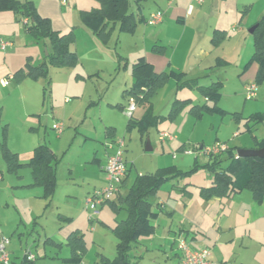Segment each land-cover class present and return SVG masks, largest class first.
I'll use <instances>...</instances> for the list:
<instances>
[{
  "label": "rangeland",
  "instance_id": "1",
  "mask_svg": "<svg viewBox=\"0 0 264 264\" xmlns=\"http://www.w3.org/2000/svg\"><path fill=\"white\" fill-rule=\"evenodd\" d=\"M167 1L141 0L137 4L135 0H129V10L137 13L139 8L145 17ZM231 2L225 0L221 7L229 8ZM253 12L249 15L250 21H253ZM230 14L229 10L225 21H229ZM201 17L187 23L191 34L187 42L189 45L196 40V35H193L196 29L204 31L206 24L212 20L206 23ZM167 18L168 13H164L163 25ZM253 23L244 27L240 22L235 23L236 32H240L238 35L227 27L231 39L226 40L219 50H223L229 62L214 68L209 77L200 79L202 84L217 79L222 81L217 102L219 109L204 111L201 117H194L188 113L187 106L182 107L174 117L159 120L156 126L150 127L148 135L143 138L137 128L126 131V111L111 104L124 101L122 90L131 84L132 64L149 48L155 39L154 32L162 27L161 24L147 25L141 21L133 33L120 31L118 24L112 30L109 41L104 43L101 40L104 46L96 60L85 62V66L80 63L73 67L49 65L47 77L24 83L26 85L18 91L31 96L28 111L39 112L40 122L35 118L24 124L21 109L4 98L5 104L8 103L5 108L7 119L12 123L10 143L14 145L20 139L23 141L34 136L37 142L46 143L59 159L56 164V189L46 206V200L38 196L40 188L21 186L31 181L29 168L21 169L23 176L18 178L6 171L0 158L4 176L0 182V239L9 238L6 249L10 258L13 259L12 253L16 255L15 264L20 261L31 264L24 258L26 250L35 256L33 264H94L98 250L111 259L115 256L116 238L111 227L115 224V218L125 215L124 210L116 214L106 203L98 205V211L94 213L85 204L86 197L95 190L92 189L94 183L99 188L104 186L102 169L107 153L104 144L107 125H115L116 139L123 138L125 141L123 156L127 166H130L128 183L137 173L164 166H175L181 172L173 183L163 181L152 198L153 209L159 212L154 220L156 228L150 236L139 237L137 246L130 251L135 264L174 263V253L169 257L172 244L164 241V237L170 227L177 230L180 223L186 227H190V223L198 225L192 230L200 233L214 257L220 253L221 256L215 257L218 264H264V214L255 220H248L246 216L251 193L244 189L240 195L229 200L226 196L222 197L220 202H210V199L198 196V186L210 184L213 175L207 165L210 157L205 152L206 148L216 142L226 143L228 147L252 148L255 143L253 135L258 140L264 137V78L256 83V95L246 98L245 87L255 81L252 66L243 71L253 51V36L248 31ZM20 26L23 29L22 23ZM8 30L7 27L0 28V33ZM0 39L10 41L3 35H0ZM14 44L20 52L31 49L30 40L27 39H15ZM170 50L171 47L167 45V51ZM47 52L46 47L41 48L39 61L48 64ZM35 63L38 62L35 60ZM9 82L10 86L15 83L12 80ZM7 88L0 89L2 94ZM65 97L70 101L66 102ZM186 97L198 104L204 101L197 89L182 86L179 80L170 79L152 96L153 113L166 114L174 99ZM140 113L141 109L135 114ZM56 122L63 124L61 133L52 128ZM29 125L37 127V130L29 131ZM159 131H167L175 138L161 141L158 139ZM147 139L150 149L145 148ZM222 154L223 166L228 160L224 159L226 153ZM93 157L100 161L93 162ZM184 186L192 194L181 191ZM76 226L84 233L87 250L79 262H62L58 257L68 255V247L63 244L57 249L45 245L43 241L46 236L63 240ZM190 236L187 234L180 239L189 241Z\"/></svg>",
  "mask_w": 264,
  "mask_h": 264
},
{
  "label": "trees",
  "instance_id": "2",
  "mask_svg": "<svg viewBox=\"0 0 264 264\" xmlns=\"http://www.w3.org/2000/svg\"><path fill=\"white\" fill-rule=\"evenodd\" d=\"M97 1L99 6L80 10L79 15L82 22L89 26L104 43L108 41L112 32V25L116 22L119 24L120 31L133 32L135 30L137 20L134 13L129 10V0ZM135 1L139 4L141 0ZM0 9H10L18 12L20 22L22 17H28L29 21L22 23L27 33L36 41H40L43 37H46L48 41V64H34L27 60L23 67L14 71L11 79L20 81L25 77L37 79L46 76L49 65L56 67L75 66L78 58L76 51L72 48L75 39L73 30L60 32L54 29L50 19L40 15L31 0H0ZM245 11L246 9L242 10V12ZM252 36L253 52L248 63L255 62L257 64L254 81L258 84L264 78V11L256 21ZM216 37L217 40L221 39L223 33L218 32ZM153 49L158 50L155 46H153ZM132 74L133 82L129 87L123 89L122 96L124 99L132 97L136 105L148 101L160 86L169 78H172L179 80L182 86L198 89L208 100L211 99V102L197 104L191 103L190 99L175 100L167 115L168 117H174L180 108L188 104L189 112L196 117H201L204 111L219 109L217 102L220 96V82L201 85L196 78H183L182 73L174 69L156 72L143 57H139L132 64ZM126 104L118 103L114 106L124 110ZM160 119L161 116L152 114L151 108L148 107L140 119H136L132 112V115L128 117L126 129L130 131L137 127L140 135H143L149 126L155 125ZM253 138L255 147L264 146V138L261 140H257L255 136ZM237 148V146H232L220 153L209 155L210 161L207 165L213 175L210 185L199 187V195L202 198L228 197L234 192L247 189L251 192L254 200L259 203L263 200L264 156L239 157L236 155ZM0 150L10 169L16 170L25 165L18 161L17 154L11 152L3 142L0 143ZM223 152L226 153L224 159L228 162L222 166L221 154ZM56 160L55 154L48 145L39 143L34 147L32 156L26 163L31 168L33 183L41 185L44 189V196L47 197L51 196L55 189L54 167ZM177 175H181V172L174 166H166L153 172L138 173L125 193L120 191V187L125 182V177L123 178L119 191L114 195L115 198L111 197L103 202V204L108 203L116 214H119L121 210L125 212L123 217L115 218V224L111 227V231L116 238V253L112 259L100 253L96 264H135L130 251L137 246L139 237L150 236L155 231L154 220L159 212L153 209L152 198L163 181ZM184 192L190 195L189 191L184 190ZM66 244L71 252L66 261L79 262L86 249L82 234L71 232L67 236Z\"/></svg>",
  "mask_w": 264,
  "mask_h": 264
},
{
  "label": "crops",
  "instance_id": "3",
  "mask_svg": "<svg viewBox=\"0 0 264 264\" xmlns=\"http://www.w3.org/2000/svg\"><path fill=\"white\" fill-rule=\"evenodd\" d=\"M20 1H25V0H20ZM31 1L33 2L34 6H35L36 11L40 15L46 16L50 19L51 25L54 29L59 30L60 32H66V31H69L70 29L73 30L75 39H74V42L72 44V48L76 51L77 58H78V61L75 64V66L79 65V63L82 64V66H85V62H89V61H93V60L97 59L98 54L101 52V49L104 46L103 42L91 30V28L89 26H87L85 23L82 22L80 15H79L80 10L91 9L93 7H97L96 6L97 0H31ZM223 1H225V0H203L202 2L198 3V2H194L192 0H169L164 4H161V6H158L156 10H162V12H164L165 14L168 13L167 21L163 25V23H164V13H163V20L160 23L156 24V25L161 24L162 27L154 32L155 39L152 41L149 48H146V51L144 53H142V55H139L137 57V59L139 57H143V59L146 62L151 64L154 71H156V72H163V71H169L170 69H174L176 71L181 72L183 75V78H188V79H190V78L195 79L196 78L198 80V83L201 85H208L212 82H220V86H219V92H220V89L222 86V81L220 79L212 81L208 84L200 83V79L204 78V77H209L211 72L214 70V68L221 67L223 65H226L229 62L225 53L223 52V50L222 51L219 50V49H222V47H220V46L222 44H224V42L231 37V34L227 30V27H230L232 30H234L236 32L237 30H235L236 27H234V26H235V23H237V22H240V24H242L243 27L247 24H250V22H252V23L254 22L252 24V25H254V24H256V21L259 19V17L262 15V13L264 11V0H232V2L230 3L231 6H229V8L225 7L224 9L221 7V4ZM189 4L193 5V9H192L191 13L187 14L186 10H187ZM98 6H99V3H98ZM241 6H243L242 10L246 9L245 12H242V10L240 11ZM138 9H137V13H135L134 11L131 10L134 13L135 19L137 20L135 30L141 21L144 24H147L146 18L148 17L150 12H152V11H150L149 14L144 17L141 14L140 10H138ZM249 9H250V11L247 12ZM229 10L231 11V14L229 16V21H225V17L227 16V13ZM253 10H254V12H253ZM239 12H240V14H239ZM252 12H253V15H251V16H253L252 17L253 21H250L249 15ZM200 15H202L201 19L206 23L208 20H210V19H212V20H210L206 24L204 31H200L198 28L196 29L197 32L193 34V35H196V40L194 41L193 44L190 43V45H189L187 42L190 39L189 35H191V34L188 31L187 23H189L190 21H194ZM19 17H20V14L18 12H15V11L10 10V9H0V28H6L7 27L9 29L8 31H6L4 33H0V35L5 36L11 42V46L7 47L4 50L0 49V51H2V57H0V87H1L0 89L2 90V88L5 89V87H8L7 90L4 91V94H2V91L0 90V143L3 142L5 144V146L11 152H15L17 154L18 161L22 164H25V165L17 168L16 170H12L9 168L6 160L2 156L1 150H0V158L2 159V161L5 164L6 171L9 174L16 175L18 178L23 176L22 174H20L21 169H23L25 167L29 168L31 181L27 182V183H23V185H21V186L30 187V188H34V187L40 188V193L38 194V196L40 198L46 200V206H48V204L51 202V199L54 195V192L56 189V184H55V189H54L53 193L51 194V196H48V197L44 196L43 187L41 185H37V184L33 183V175L31 172V168L28 165H26V163L29 161L30 157L32 156L34 147L37 144H39V142H37V138L33 136V137H28L23 141L20 139V141H18L16 144L12 145V143H10V125L12 123L10 122L9 119H7V112H5V108H6L7 104L11 103L13 101L14 105L18 109H21V113L24 116V119H23L24 124L31 122V121L28 122V120L34 121L35 118H36L37 122H40V113L39 112L36 111V112L31 113L28 111V110H30L29 104H30L31 96H28L26 93L18 91V89H20V87H22L23 85H26L24 83H27V81H29V80L37 81L39 78H42V77H39L37 79L25 77V78L21 79L20 81H17L15 79H10V80L15 82L14 85H12V86H10L9 81H8V84H6V85H3L1 83V81L3 79L7 78L9 75H12L15 70L23 67L27 60H30L34 64H36L35 60L38 63H46L45 61H39L40 60L39 58H40L41 48L42 47L48 48L47 38L43 37V38H41L40 41H36L32 36H30L27 33L24 26H22L23 29L21 28L20 25L22 22L19 21ZM112 27H113L112 30L114 31V29H116L118 27V23L117 22L114 23L112 25ZM135 30L133 32H135ZM172 30H174V31L172 33H170ZM133 32H131V33H133ZM218 32H222L223 37L221 39L217 40L216 35ZM234 34L238 35V34H240V32H236ZM111 35H112V32H111ZM15 39L30 40V43H31L30 44V47H31L30 51H25V52L24 51L23 52L18 51L19 48L16 47V45L14 44ZM108 41H109V39H108ZM167 45H169L171 47L170 52L167 51ZM153 46L158 48V50L153 49ZM94 54H96V55H94ZM251 55H252V53H251ZM251 55H250V57H251ZM250 57L245 62L244 66H243V69H244L243 71H245L246 68H248L249 66L250 67L252 66L253 67L252 71L254 74L253 79L255 80L257 64L255 62L248 63ZM253 63H254V66H253ZM48 73H49V69H48ZM88 74L90 75L91 73H88ZM47 76H48V74L46 76H43V77H47ZM78 76H80L81 78H84L83 75H78ZM170 79H172V78H169L167 81H169ZM132 82H133V74H132L131 84H132ZM129 86H127V87H129ZM127 87H125V88H127ZM185 87H187V86H185ZM188 88H190V87H188ZM194 89H196V88H194ZM152 96L150 97V99L148 101L137 104L135 106V109L133 110V116L136 119L142 118V116L145 113V110L148 107L151 108L152 114L161 116L160 120H162L164 118H170L167 115H168V113H169V111L173 105V102L175 100L190 99L191 103H194L192 101V99L189 97L188 98L186 97L183 99H174L171 103V106L168 110V113H166V114H155V113H153V105H152V101H151ZM202 96L204 99V101L202 103H204V102L210 103V101L208 100V98L206 96H204V95H202ZM4 98L8 101L7 104H5ZM122 98H123V96H122ZM131 98L132 97H129L128 99L123 98V100H124L123 102H117L115 104H111V106L115 107L114 105H116L118 103H123L125 105L127 103V101H129ZM64 100L66 102L70 101L68 97H65ZM217 105H218V103H217ZM185 106H187L188 113L193 115L191 112H189V104L184 105L183 107H185ZM139 109H141V113L139 115L138 114L136 115L135 113L138 112ZM119 110H121V109H119ZM45 111H46V109H45ZM52 111H53V107H52ZM194 117H196V116H194ZM54 124L55 123L52 124V128H53ZM126 124H127V121H126ZM126 124H125V129H126ZM156 125H157V123H155V125L149 126L146 129V132L143 135H140L141 138H143V136H145V135L147 136L148 132H149V128L152 126H156ZM22 127H24V125ZM22 127H21V130L23 129ZM135 128H137V127H135ZM28 130L32 132L33 130H37V127L29 125ZM126 131H127V129H126ZM104 136H105L104 140L106 141V142L104 141V144H105V147L107 150L106 151L107 153H105V157L107 160V155L112 152L111 147H109V144L112 143L116 139V136H117L116 126L115 125L105 126ZM174 138H175V136H174ZM263 138L264 137H262L261 139H263ZM158 139H159V137H158ZM256 139H257V137H256ZM147 140H146V144H147ZM148 146H149V144H148ZM202 147L203 146L201 145L200 148H202ZM253 147H255V143L252 146V148ZM238 148H241V147H238ZM255 148H257V147H255ZM52 152L55 154L54 151H52ZM55 156H56V154H55ZM56 159L57 160H56L55 167H54L55 168V181H56V174H57V165L56 164L59 160L57 156H56ZM92 161L97 162V161H100V159L93 157ZM105 164H106V161H105ZM164 167H166V166H164ZM129 168H130V166L128 167L127 174L124 178L125 182L120 187V191L122 193L126 192L127 188L129 187V185L132 183V181L134 179L133 178L132 181L130 183H128L127 180H128V176H129ZM160 168H163V167H160ZM0 170H1V168H0ZM102 172H104V171H102ZM150 172H153V171H150ZM1 173H2V170H1ZM102 175H103L102 176V184L105 185V183H106L105 173L104 174L102 173ZM179 176L180 175H177L175 177H172L171 179H166L165 181H170L173 183ZM3 177L4 176L2 173V178H1L0 182L3 180ZM211 181H212V178H211ZM211 181H210V184H211ZM186 184L187 183H185V185ZM210 184H208V185H210ZM172 185H174V184H172ZM208 185H199L198 186V196L199 197H201L199 195V187L200 186H208ZM92 186H93L92 187L93 190L100 187V186H97L95 183ZM176 186H178V185H176ZM186 186L182 187L181 191L184 192V190H187L190 192V194H192V191L190 189H188V187H186ZM243 190L244 189H242L238 192H234L230 196H228V197L226 196V197L229 200L230 198L234 197L235 195H240ZM222 197H225V196H222ZM222 197L214 196V197L209 198V199H210V202L211 201H219L220 202V201H222V199H221ZM113 198H115V196H113ZM202 199H204V198H202ZM248 202H249V206H250V208L248 207V210H246V212H247L246 216H247L248 220H253V219L255 220V219L259 218L260 215L264 214V204H263L264 198L259 203L256 200H254L252 195H251V199ZM190 224H191V225H189L190 227H186L185 225L180 223V225L177 227V230L176 229L172 230L170 227L169 230L167 231L166 236L164 237V241H169L170 244H172L170 247V250H172V252L169 254V257L174 255L173 256L174 263H172V264H180L181 251L178 249V241H179L178 239H180L181 237L184 238L187 234L191 235L190 240L187 241V243L189 244L191 249H202L205 247L209 248V246L206 244V241L202 238V236H200V233H197V232L195 233V231L192 230V228L194 226H198V225L195 223H190ZM154 226H155V224H154ZM73 231L78 233V234H82L84 241H85V246H86L85 251H86L87 250V242H86V239L84 237V233L77 226L74 227L73 229H71L67 233V235L64 237L63 240H55L51 236H46V238L43 241L45 245H49V246H52V247L57 248V249H59L63 244L66 245L68 247L69 254L66 256H63V257H58L62 260V262H65V263H72V262L66 261V259L68 257H70V255H71L70 248L66 244V240H67V236ZM84 253H83V255H84ZM100 253L104 254L103 251H101V250L96 251V258L94 260V264H96L98 255ZM12 254H13V259L11 258L12 259L11 262H12V264H15L16 255L14 253H12ZM83 255H82L81 259L83 258ZM218 256H221L220 253H218ZM218 256L215 255V257H217V258H218ZM209 257L211 260L218 262V259H216L213 256L212 252H210ZM30 263L33 264V261H31ZM73 263H76V262H73ZM19 264H24V263L22 261H20Z\"/></svg>",
  "mask_w": 264,
  "mask_h": 264
},
{
  "label": "built area",
  "instance_id": "4",
  "mask_svg": "<svg viewBox=\"0 0 264 264\" xmlns=\"http://www.w3.org/2000/svg\"><path fill=\"white\" fill-rule=\"evenodd\" d=\"M192 1L199 3L203 0ZM192 9L193 5L189 4L186 13H191ZM162 20L163 13L161 10L150 12L148 17L146 18V22L149 25H156ZM28 21V17H22L21 19L22 23H27ZM9 46H11L10 41L0 39L1 50H4ZM11 78L12 75H9L7 78L3 79L1 83L3 85H6ZM245 90L246 98H252L256 95L257 84L255 82H252L245 87ZM135 106V101L131 98L124 108L128 117L132 115ZM53 128L58 133H61L63 124L61 122H56ZM158 137L161 141L174 139V135L170 134L167 131H159ZM124 145L125 141L123 140V138H117L109 144V147L112 148V152L107 155L106 164L103 167L106 183L102 188L95 189L89 196L86 197V208L90 209L94 213L98 211V205L103 204L106 199L113 197L119 191L120 183L127 173V164L123 156ZM227 148L228 145L226 143L216 142L211 147L206 148L205 152L209 155H213L225 151ZM1 178L2 173L0 170V180ZM8 244V237H2L0 239V264H11V258L9 252L6 249ZM178 249L181 251L180 264H218V262L210 259V249L208 247L202 249H191L187 241H185L184 239H180L178 241ZM24 258L29 261H33L35 256L31 253L30 250H26Z\"/></svg>",
  "mask_w": 264,
  "mask_h": 264
},
{
  "label": "water",
  "instance_id": "5",
  "mask_svg": "<svg viewBox=\"0 0 264 264\" xmlns=\"http://www.w3.org/2000/svg\"><path fill=\"white\" fill-rule=\"evenodd\" d=\"M255 27H256V24L252 25L249 28V32L252 33ZM148 144H149V141L147 140V144L145 147L146 149H150ZM236 155L239 157H254V156L263 157L264 156V146L257 147V148H245V147L237 148Z\"/></svg>",
  "mask_w": 264,
  "mask_h": 264
}]
</instances>
